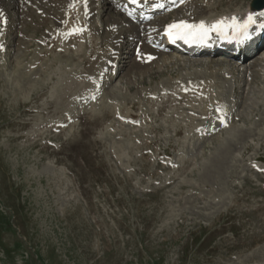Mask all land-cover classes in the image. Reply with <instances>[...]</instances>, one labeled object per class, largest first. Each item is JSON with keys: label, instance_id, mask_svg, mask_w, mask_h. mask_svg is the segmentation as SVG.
<instances>
[{"label": "rangeland", "instance_id": "374dc122", "mask_svg": "<svg viewBox=\"0 0 264 264\" xmlns=\"http://www.w3.org/2000/svg\"><path fill=\"white\" fill-rule=\"evenodd\" d=\"M9 1L0 34V264H242L264 248V61L247 68L263 58L264 42L237 72L210 63L206 71L200 62L211 57L154 49L164 42L157 28L177 16L167 2L146 24L155 37L123 58L133 23L124 21L128 43L112 52L118 38L104 34L118 31L110 18L125 17L105 0ZM250 2L186 4L204 8L193 24L247 14L264 22ZM141 45L155 54L139 65ZM210 75L221 76L220 96L203 92ZM257 259L250 264H264Z\"/></svg>", "mask_w": 264, "mask_h": 264}, {"label": "bare ground", "instance_id": "6f19581e", "mask_svg": "<svg viewBox=\"0 0 264 264\" xmlns=\"http://www.w3.org/2000/svg\"><path fill=\"white\" fill-rule=\"evenodd\" d=\"M58 2H59V4H60V1L59 0H57ZM62 1V0H61ZM66 1H68V0H63L62 1V3H64V2H66ZM109 5H111L112 7H115V8H117L118 9V11L120 12V14H122V12L120 11V10H122L123 12H125V13H127V12H133V11H136V7H135V3H137V1L138 0H136V2L135 3H133V0H129L130 1V5H128L129 6V8L126 10V7H127V5H121V6H115V5H112V3H111V1L110 0H105ZM166 1L167 0H158V3H156L155 5L153 4L152 5V0H145V2L144 3H142L140 6L141 7H143V9H141V10H145V11H152V13H150V14H148V12H141L140 11V16L139 17H131V18H127V17H125L123 14V16L125 17V18H123V17H114V18H110V21H109V24H113V25H115V26H117L116 28H117V32H114L115 30H112L111 31V29L110 30H107L106 31V33L104 34L106 37H113V38H118V39H115V40H118L117 42H119V44L118 45H116L117 46V48L116 49H114L112 52H119V51H121V48H122V46H124V45H126L127 43H128V41H126V39H124L123 37H124V35L126 34V33H129V31H130V29H131V27H126V25H125V23H124V21H130V23H133V30H134V32H135V34H136V37H135V39H134V41L131 43V46H132V48H131V46H126V47H128V49L126 48V52L123 50V51H121V53H120V56L119 57H123V58H128V53L130 52V49L132 50L135 46H137L138 47V44H140V42L142 41V40H148V41H150L151 39H153L155 36L154 35H151V36H149V33H145L146 31L145 30H147L148 28V30H150V28L151 27H147V25L146 24H148V23H150V21L155 17V16H159L160 15V12L162 11V10H164V9H161V6L163 7H165V8H167V3H166ZM169 2H172L173 4H175L173 7L174 8H176V7H178L177 9H176V15L177 16H175V18H173V20H171L170 22H167V24L168 25H170V24H172V23H174V22H178V21H181V20H184V21H187L188 23H192L193 21H197L199 18H200V16H198V15H200V13L201 12H203V11H201V10H203L204 8L203 7H201V6H198V5H196V7L197 8H199L200 9V11H198L197 10V12H195V11H190L189 10V8H187L188 7V5L186 4V1L187 0H184V2H183V4L180 6L179 5V2H180V0H168ZM178 1V3H176ZM13 2H14V0H13ZM17 3H19L21 6H24V1H16ZM11 4V1H9V0H0V12H6L5 13V15H4V18L7 20V22L9 21V13L7 12V9L6 8H8V6ZM162 4V5H161ZM172 4V5H173ZM13 5V4H12ZM17 7V6H16ZM20 7V6H19ZM181 7H183L184 9H181ZM212 7V6H211ZM23 8V7H22ZM186 8V9H185ZM106 9L108 10V12H109V7H106ZM161 9V10H160ZM106 10V11H107ZM167 10V9H166ZM190 11V12H189ZM171 12H173V11H171ZM205 12V11H204ZM85 13H87V15L85 14ZM88 13H89V11H84V15L85 16H89L88 15ZM124 13V14H125ZM250 13H253V14H264V8L262 9V10H259V11H253V10H251V12ZM72 15V14H71ZM126 15V14H125ZM248 15V14H247ZM247 15H245V16H241V17H237V18H235L236 19V23L237 24H242V23H244V21L245 20H247V18H246V16ZM243 17V18H242ZM60 19V18H59ZM206 19V18H205ZM243 19H244V21H243ZM55 20H56V22L58 23V21H60V20H58V19H56L55 18ZM159 20H156V22H158ZM141 22H145V26H143L142 28H138L137 27V25H140V23ZM227 22H229V24L231 23V21H225V23H227ZM128 24H130L129 22H127ZM158 24V23H157ZM131 25V24H130ZM167 25V26H168ZM2 25H0V27H1ZM155 26H157V25H154L153 27H155ZM252 25L251 24H249V26L247 27V29L249 28V27H251ZM261 26V25H260ZM125 27V28H124ZM160 28H163V26L162 27H160ZM159 27L157 28V29H160ZM244 30H246V29H244ZM98 31V30H97ZM162 32L163 33H166L167 34V27L164 29H162ZM220 32V31H219ZM227 32H229V30H227ZM125 33V34H124ZM210 33V32H209ZM221 33V32H220ZM124 34V35H123ZM240 34H242V33H240ZM123 35V36H122ZM170 37V36H169ZM224 36H222L221 38H223ZM225 37H228L229 39L230 38H233V39H236V38H240V37H238V36H233V34L231 33V34H228V36H225ZM104 38V37H103ZM170 38H173V37H170ZM262 39H263V37H262ZM105 40V39H104ZM106 40H108V39H106ZM155 40H157V39H155ZM204 40H208V39H206V38H204ZM70 42H71V39H70ZM127 42V43H126ZM152 44H153V46H154V49H158V50H160L161 52H162V49L164 48L163 46H161L160 44H158L156 41H153V42H151ZM248 43H249V41H246L244 44H241V45H239V46H236V47H232V48H229V47H227V48H225V49H220V52H216V50L214 49V48H211V49H201V50H190V51H186L184 48H177V51L178 52H180L181 54L182 53H189L188 55H192V56H200V55H203V56H208V57H211V61H209V62H206L205 60V62H203V60L200 62V64L201 63H207V66L205 67V70L206 71H208V69H211V70H213L212 69V65H210V64H214V65H218L219 67L221 66V65H223V64H228V65H230V68H232V70L233 71H235V72H237L238 71V67L239 68H241L239 65H242V64H244L245 65V63L250 59V57H252V56H254L255 54H256V50H258L260 47H261V42H260V44H257L256 42H254L253 44H251L250 46L248 45ZM144 44V43H143ZM134 45V46H133ZM115 46V47H116ZM158 50L156 51V52H158ZM213 50V51H212ZM133 51V50H132ZM138 52H139V55H140V57H137L138 59H137V61H139L140 63H139V65H142L143 63H144V61L147 59V57H149V56H151V57H153V59H151L150 61H152V60H154V55L153 54H155V50H152V49H150V48H148L147 47V45L146 46H143V45H141L140 47H139V50H138ZM77 53V52H76ZM75 54V53H74ZM215 54V56H212V55H214ZM69 56V55H68ZM69 57H71V56H69ZM98 57V56H97ZM183 57V56H182ZM214 58V60H213V58ZM181 58V57H180ZM188 58V57H187ZM184 59V58H183ZM208 59V58H207ZM208 60H210V58L208 59ZM233 60H235L236 61V64H233ZM87 61V60H86ZM180 61V60H179ZM178 61V62H179ZM187 61H189L190 63H192V65H195L197 62V60H194V59H190V58H188L187 59ZM264 61V56H263V58H261V57H257V58H255V60L253 59V60H251L250 62H249V65H251V68L250 67H247V68H249L251 71H255V67H258V65H261V63ZM123 62H125V61H123ZM183 63L185 62V60L184 61H182ZM181 62V63H182ZM210 63V64H209ZM235 63V62H234ZM98 64V63H97ZM243 65V66H244ZM123 67H124V65H123ZM193 67V66H192ZM198 67H200V66H198ZM202 67V66H201ZM211 67V68H210ZM224 67V66H223ZM223 67L221 68V69H223ZM260 67V66H259ZM85 68H86V66H85ZM89 68V67H88ZM225 68V67H224ZM226 68H228V67H226ZM121 69H122V67H121ZM120 69V70H121ZM214 69H216L215 67H214ZM245 69V68H244ZM204 70V71H205ZM220 70V69H219ZM219 70H217V71H219ZM215 71V70H214ZM247 71V70H246ZM198 70H197V74H198ZM209 72H210V70H209ZM211 72H213V71H211ZM248 72H250L249 70H248ZM81 73V72H80ZM79 73V74H80ZM218 73V72H217ZM202 74V73H201ZM208 74V73H207ZM209 74H211V73H209ZM257 72H254V78H256L257 77ZM118 75H119V72H117V74H116V77H118ZM195 75H196V71H195ZM199 75V74H198ZM212 75H213V73H212ZM212 75H210L209 76V78L212 76ZM221 75V74H220ZM223 75V74H222ZM259 76V75H258ZM115 77V78H116ZM204 77H205V75H204ZM203 77V81H204V79H205V81H206V78H204ZM214 77V76H213ZM219 78L221 77V76H218ZM202 78V77H201ZM207 78H208V75H207ZM217 78V77H216ZM219 78H217L216 80L217 81H220V79ZM223 78V77H222ZM221 78V79H222ZM211 80H210V86H207V87H205L203 90H205V91H203V92H207V90L209 91V92H213L212 93V96H220L221 94H218V92L216 91V89L215 88H217V86L219 87V84L217 83H215V78H210ZM214 79V80H213ZM219 79V80H218ZM223 79H225V81H226V78L224 77ZM199 80V79H198ZM197 80V81H198ZM259 80V79H258ZM195 81H196V78H195ZM200 81H202V79L200 80ZM209 81V80H208ZM216 81V82H217ZM222 82V81H221ZM200 83V82H199ZM201 83H203V82H201ZM205 83H207V81L205 82ZM213 83V84H212ZM225 83V82H224ZM209 84V83H208ZM197 85H198V83H197ZM211 85H213V86H211ZM196 86V85H195ZM199 86V85H198ZM225 86V85H224ZM200 87V86H199ZM195 88V87H194ZM222 89H223V87H221ZM199 89V88H198ZM195 90H197V89H195ZM200 93V92H199ZM220 93V92H219ZM202 94V93H201ZM208 95V94H207ZM223 95V94H222ZM203 96V95H202ZM209 96V95H208ZM203 97H205V96H203ZM223 98V97H222ZM223 100V99H222ZM243 118V117H242ZM243 120H244V118H243ZM238 121V120H237ZM242 121V120H241ZM264 239V238H263ZM257 253V252H256ZM257 257H260V258H264V248H262V249H260L259 251H258V253L256 254V255H254V253H252V254H250V255H248V257L247 258H244V259H242L241 260V262L240 263H242V264H250V263H253V262H257V261H259V259H257Z\"/></svg>", "mask_w": 264, "mask_h": 264}, {"label": "snow or ice", "instance_id": "6c2138e0", "mask_svg": "<svg viewBox=\"0 0 264 264\" xmlns=\"http://www.w3.org/2000/svg\"><path fill=\"white\" fill-rule=\"evenodd\" d=\"M85 6H87V0H83ZM136 0H133L135 3ZM184 0H180V3H183ZM87 15V13H85ZM6 23L4 18V13L0 12V25ZM254 23L253 17L251 15L248 16L247 20L242 24H237L235 17L232 18L230 24H226L224 20H219L214 22L210 26H206L203 21L199 23H188L187 21L181 20L178 22H174L167 26V35L173 38H184L185 36H207L211 31H223L226 27H232L235 31L240 32L241 30L247 29L249 24ZM73 31H79V29H73ZM3 33V28L0 27V34ZM71 34V33H69ZM2 48V46H0ZM148 60L153 59V57H147ZM95 99V97H92ZM220 111V109H217Z\"/></svg>", "mask_w": 264, "mask_h": 264}, {"label": "water", "instance_id": "95a60500", "mask_svg": "<svg viewBox=\"0 0 264 264\" xmlns=\"http://www.w3.org/2000/svg\"><path fill=\"white\" fill-rule=\"evenodd\" d=\"M264 6V0H253L252 8L253 9H261Z\"/></svg>", "mask_w": 264, "mask_h": 264}]
</instances>
